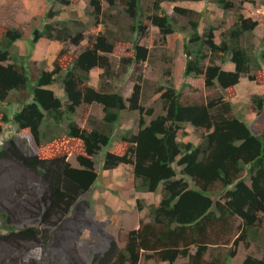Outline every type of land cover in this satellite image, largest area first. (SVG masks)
<instances>
[{
  "label": "trees",
  "instance_id": "obj_1",
  "mask_svg": "<svg viewBox=\"0 0 264 264\" xmlns=\"http://www.w3.org/2000/svg\"><path fill=\"white\" fill-rule=\"evenodd\" d=\"M48 1L51 6L70 3ZM103 1L110 8L119 3L125 6L134 36L147 34L145 21L159 29L164 42L176 31L185 33V76L203 77L209 89L218 85L229 90V99L222 94L206 102L183 103V93L168 70L169 78L159 88L165 113L147 122L144 115H153L154 110L141 104L140 84L135 85L129 99L120 92L89 85L90 71L95 67L103 69V77L114 73L109 54L121 41L109 23L100 19L112 17L105 13ZM164 1L153 0L152 12L146 15L142 0H89L88 11L97 23H103L104 30L91 34V45L69 61L67 55L58 57L54 68L41 71L35 80L25 66L28 57L11 52L22 32L9 28L0 41V106L6 102L12 105L8 98L14 92L27 90L30 94L29 99L20 101L21 109L12 114L0 108V133L4 124L13 123L19 130L29 131L36 147L28 143V136L24 147L13 139L7 147H0V264H54L49 259V245L57 248L56 254L63 259L58 264H140L142 258L155 257L170 264L179 257H188L187 264H234L229 259L236 257L237 248H229L226 253L211 249L218 248L211 235L214 228L219 236L227 237L223 245L230 241L235 231L228 224L230 217L242 221L234 240L236 246L244 240L249 246L256 242L264 248V235L259 240L257 229L260 213H264V134L256 133L237 115L231 101L242 77L264 83V50L258 52L252 42L258 21L241 12L243 3L252 0H166L213 2L224 13L235 9L236 20L220 42L215 39L214 24L200 32L206 10L176 5L170 14L162 5ZM59 11L46 12L43 26L33 29L31 47L42 38L74 45L86 38L87 23L79 16L57 20ZM179 18L185 20L184 25ZM243 38H247V44ZM149 56V48L135 40L133 53L122 57L121 62L127 66L139 64ZM227 59L234 63V70L218 63ZM57 82L62 84L65 99L51 88ZM94 103L103 107V121L90 129L82 127L74 115L80 106ZM126 110L139 111L138 130H128L119 137L124 142L123 153L108 151ZM250 110L263 113L264 94L252 97ZM187 126L206 131L202 143L182 139L188 135ZM77 150L79 167L69 161L70 152ZM102 151V169L129 164L135 189L154 194L161 191L162 198L158 205L138 199V209L147 208L149 220L141 219L140 226L128 232L124 247L113 239L103 247L92 245L88 261L80 251L79 239L82 228L91 223L82 212L91 211L92 205L87 200L79 202V198L92 190L99 177L95 156ZM218 185L224 191L223 202L213 197L217 193L213 188ZM74 208L77 212L70 216ZM35 219L45 227L21 226ZM33 250L39 251L37 256L29 254ZM240 264H264V256L249 254Z\"/></svg>",
  "mask_w": 264,
  "mask_h": 264
},
{
  "label": "rangeland",
  "instance_id": "obj_2",
  "mask_svg": "<svg viewBox=\"0 0 264 264\" xmlns=\"http://www.w3.org/2000/svg\"><path fill=\"white\" fill-rule=\"evenodd\" d=\"M142 2L144 13L146 15L151 13V4L153 0H142ZM88 3L89 0H70L69 4L56 2L55 5L51 6L48 0H0V41L3 40L9 28H17L22 32V38L15 43L11 52L19 54L20 57H28L25 60V66L27 71L31 74L32 79L35 80L41 71L52 70L54 68V61L57 60L58 57L67 55L69 61L91 45L89 42V36L91 34L96 35L104 30L103 23H97L96 18L90 15ZM162 5L170 14H173L176 5L189 6L199 11L206 10L200 24V32H205L209 28L210 23L214 24L216 26L214 34L217 42H220L224 31L229 30L234 24L237 15L236 10L233 8L227 13H224V11L213 2L208 5L204 1H186L178 3L165 0ZM103 7L105 13L112 17L108 18V16H104L100 17V19H105L109 23V27L120 36L119 38L121 41L116 43L114 51L109 54L111 63L114 67V73L109 75V77H103V69L95 67L90 71L91 77L88 82L89 85L97 89L107 88L109 91L120 92L125 99H129L134 92L135 85L140 84L141 104L147 109L152 108L154 110L153 115H144L147 122L153 117L165 113L163 107L164 102L161 99V91H159V88L166 84V79L169 78L167 75L168 70H171L173 73L176 88L183 93V103L206 102L222 94H224L225 97L227 96V98L229 97V90L222 89L218 85L210 89L207 88L201 76H185L184 70L187 58L183 49L185 42L188 40L185 33L176 31L168 35L164 42L161 38L159 29L150 22L145 21L148 25L147 34L142 37H140V35L134 36L130 31L132 20L125 14V6L122 3H119L115 8H110L109 4L103 1ZM51 9L60 10V13L55 17L57 20L79 16L83 22L87 23L88 27L85 30L86 38L79 45L43 38L37 42L35 47H31L30 40L33 37V29L39 25L43 26L42 24L46 20V12ZM241 12L246 18L250 17L258 21V25L252 37V42L258 47V52L264 50V42L262 41L264 36V0L244 2ZM145 19L146 18L143 19V22ZM179 20L180 25H184L185 20L183 18H179ZM135 40L139 41L141 45L149 48L150 56L148 60L143 63L127 66L121 62V58L130 56L133 53ZM243 43H248L247 38H243ZM9 62L11 61L5 63ZM218 63L226 70H234L235 68L234 63L229 59H227L225 63L219 60ZM230 64H232V69H229ZM51 88L58 96L65 99L61 82L53 84ZM234 92L231 101L235 105L236 114L247 120L256 133L264 134V111L261 114H257L250 110L252 97L256 94H264V83L252 81L247 76L242 77L240 83L236 85ZM29 95L27 90L24 93L21 91L14 92L8 98L9 102L12 101L13 104L8 105V102H6V105H1L0 108L12 114L14 111L16 112L21 109L22 104H20V101L29 99ZM103 116L104 111L100 104H84L77 109L74 119L82 127L90 129L93 124H100L103 121ZM139 118V111H124L121 121L116 127L114 144L109 145L106 150L115 153H123L124 142H120L119 137L124 135L128 130L136 132L138 130ZM3 126V132L0 133V147H7L11 139L20 147H24L27 142L26 136H28L29 131L19 130L13 123L4 124ZM187 130L188 135L182 138L183 140L194 144L202 143L204 133L206 132L205 130L202 128L195 129L192 126H187ZM31 140L32 139L28 136V143L36 149L34 142ZM78 152V150L72 151L69 154V161L76 167H79V163L76 159ZM104 156L105 152L103 151L95 156V167L99 177L92 190L85 196L79 198V202L87 200L92 205L91 211L82 212L91 218V223L82 228L83 234L79 239L80 251L86 256L88 261L91 258V253L93 251L92 247H103L105 244H108L111 239L117 241L119 246L124 247L128 232L138 228L141 219L146 217L147 220H149L148 209H138V199L142 198L146 200L147 196L148 200L154 204L160 202L162 198L161 191L157 194L146 193L141 195L135 189L133 168L129 164H123L111 171L102 169V159ZM243 174L246 175V172ZM213 189L217 191V193L213 195L214 199H221L223 202L224 191H222L221 186H214ZM76 212V208L72 209L70 216L74 215ZM260 217H262V219L257 224V229L258 231L260 229L259 232L261 236L259 240H261L264 235V213H260ZM241 223V219L237 217H230V219H228V224L234 226L235 231L234 234L229 237L230 241L227 245H223L227 237L219 236L221 234L216 232L215 228L211 231L212 239L216 241L214 245L218 246V248L210 247L211 249H218L217 252L223 251V253H226L229 248H237V256L229 259V261L234 264H240L249 254L258 257L264 256L263 246L256 242H253L252 246H249L242 240L237 246L235 245L234 240L240 234L239 225ZM30 225L45 227V225H40V219L26 221L21 226L25 227ZM1 230L2 228L0 226V231ZM218 237H221V239H218ZM49 248H51L49 259L55 261L54 264L62 262V257L56 254L57 248H52L51 245H49ZM37 252L39 251L33 250L29 254L36 255ZM206 257H208V255H206ZM188 261V257H181L177 264H187ZM159 262L157 257L153 259L142 258L140 264H156Z\"/></svg>",
  "mask_w": 264,
  "mask_h": 264
},
{
  "label": "crops",
  "instance_id": "obj_3",
  "mask_svg": "<svg viewBox=\"0 0 264 264\" xmlns=\"http://www.w3.org/2000/svg\"><path fill=\"white\" fill-rule=\"evenodd\" d=\"M229 69H232V64H230V67H229ZM123 165V164H122ZM121 166V165H120ZM118 168V167H117ZM117 168H115V169H117ZM108 171H111V170H108ZM139 192V191H138ZM141 195H144V194H146V193H143V192H139ZM147 193H151V194H154V193H152V192H147ZM146 203L148 204V205H151V204H153L151 201H149L148 200V198H147V196H146ZM155 205H158L159 204V202L158 203H154ZM151 259H153V258H151ZM179 259H181V257H179L176 261H175V263L174 264H177V262H178V260ZM156 264H170L169 262H167V261H160L159 263H156ZM237 264V263H236Z\"/></svg>",
  "mask_w": 264,
  "mask_h": 264
},
{
  "label": "clouds",
  "instance_id": "obj_4",
  "mask_svg": "<svg viewBox=\"0 0 264 264\" xmlns=\"http://www.w3.org/2000/svg\"><path fill=\"white\" fill-rule=\"evenodd\" d=\"M43 39V38H42ZM237 256V255H236Z\"/></svg>",
  "mask_w": 264,
  "mask_h": 264
}]
</instances>
